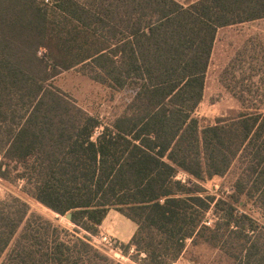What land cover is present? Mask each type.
Returning a JSON list of instances; mask_svg holds the SVG:
<instances>
[{"label":"trees","instance_id":"1","mask_svg":"<svg viewBox=\"0 0 264 264\" xmlns=\"http://www.w3.org/2000/svg\"><path fill=\"white\" fill-rule=\"evenodd\" d=\"M259 23L264 0H0V180L56 215L0 198V264H120L91 243L111 210L135 225L119 249L137 264H172L187 241L264 264V94L235 95L251 112L200 136L192 117L219 30ZM240 45L233 70L263 73L264 39ZM74 68L129 90L123 112L103 123L50 83ZM232 164L219 197L175 179Z\"/></svg>","mask_w":264,"mask_h":264},{"label":"rangeland","instance_id":"2","mask_svg":"<svg viewBox=\"0 0 264 264\" xmlns=\"http://www.w3.org/2000/svg\"><path fill=\"white\" fill-rule=\"evenodd\" d=\"M177 1L186 4L193 0ZM250 36H261L264 39V23L244 24L225 28L219 30L217 33L210 57V65L205 75L202 100L192 113V117L197 123L199 136L201 130L204 128L221 126L224 123H228L225 125H229L231 120H236L243 114L251 112L243 110L235 95L238 96L242 92L241 96L249 98V96L264 94V72L253 76V74H244L239 69L233 70V67H231L236 61H240V58L235 57V54L239 47H241V42ZM260 74H262L261 79H259ZM50 83L88 114L97 116L103 123H108L115 116L120 115L131 96L129 90H111L104 85L90 80L78 68L62 71ZM241 86H250V88L244 89ZM253 99H248V101L252 102ZM235 173V164H232L229 170L221 176L214 175L207 177L204 174V177L201 176L200 179H197L185 171L179 170L175 179L183 183H196L203 187L207 194L219 197L230 193ZM10 194H17L26 199L30 205L31 212L49 219L56 217L55 214L34 200L21 194L18 186L10 185L0 180V198ZM254 216L264 218V215L258 211L254 212ZM205 218L207 225H211L213 220H215L211 212H207ZM120 220L124 221L130 228L135 226L131 221L114 211L104 219V222L98 229V234L91 237V243L104 249L110 258L119 261L121 264H134L127 256L121 257L122 254L119 251V244L123 243H120L116 237L122 230H127ZM58 222L70 226L64 217L59 218ZM103 236L111 239L114 243L111 245L104 244L101 241ZM173 264H231V261L217 250L205 245L193 247L190 241H187L183 254Z\"/></svg>","mask_w":264,"mask_h":264},{"label":"crops","instance_id":"3","mask_svg":"<svg viewBox=\"0 0 264 264\" xmlns=\"http://www.w3.org/2000/svg\"><path fill=\"white\" fill-rule=\"evenodd\" d=\"M114 211H109L108 212V214L106 215V217H108V216H110V214H112ZM105 217V218H106ZM128 220V219H127ZM121 221V220H120ZM130 221V220H129ZM104 222V220L102 221V223ZM101 223V224H102ZM121 224L122 225H124L126 228H127V230L125 231V230H120L121 232H119V234L117 235V240L120 242V243H123V244H126L128 241H129V239H130V237L132 236V234H133V232H134V230H135V226L133 227V228H130V227H128V225L124 222V221H121Z\"/></svg>","mask_w":264,"mask_h":264},{"label":"built area","instance_id":"4","mask_svg":"<svg viewBox=\"0 0 264 264\" xmlns=\"http://www.w3.org/2000/svg\"><path fill=\"white\" fill-rule=\"evenodd\" d=\"M91 237H93V236H91ZM101 241L102 242H104V244H107V245H111L112 243H114V241H112L111 239H109V238H107L106 236H103L102 238H101ZM119 251H120V249H119ZM120 253H121V251H120ZM122 254V253H121ZM123 256H125V255H121V257H123ZM127 258H128V256H127ZM129 259V258H128ZM130 260V259H129ZM131 261V260H130ZM119 262V261H118ZM131 262H133V261H131ZM120 263V262H119ZM134 264H137L136 262H133ZM121 264V263H120ZM173 264V263H172Z\"/></svg>","mask_w":264,"mask_h":264},{"label":"water","instance_id":"5","mask_svg":"<svg viewBox=\"0 0 264 264\" xmlns=\"http://www.w3.org/2000/svg\"><path fill=\"white\" fill-rule=\"evenodd\" d=\"M64 218L66 219V221H70L71 220V213H66L64 215Z\"/></svg>","mask_w":264,"mask_h":264}]
</instances>
